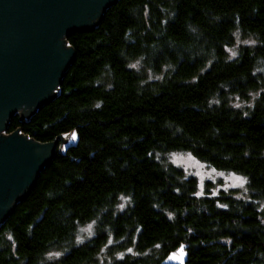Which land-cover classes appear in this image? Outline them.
<instances>
[{"label": "trees", "instance_id": "trees-1", "mask_svg": "<svg viewBox=\"0 0 264 264\" xmlns=\"http://www.w3.org/2000/svg\"><path fill=\"white\" fill-rule=\"evenodd\" d=\"M236 36L255 43L230 57ZM65 42L74 60L53 100L6 133L76 143L0 223V264H99L104 247L110 264H160L181 245L185 264H264V0H119ZM172 151L247 177V199L195 195Z\"/></svg>", "mask_w": 264, "mask_h": 264}, {"label": "water", "instance_id": "water-1", "mask_svg": "<svg viewBox=\"0 0 264 264\" xmlns=\"http://www.w3.org/2000/svg\"><path fill=\"white\" fill-rule=\"evenodd\" d=\"M118 1L0 0V223L33 187L61 140L42 144L20 131L7 134L8 120L28 117L53 100L74 60L65 38L92 31ZM181 246L160 264H185Z\"/></svg>", "mask_w": 264, "mask_h": 264}, {"label": "rangeland", "instance_id": "rangeland-1", "mask_svg": "<svg viewBox=\"0 0 264 264\" xmlns=\"http://www.w3.org/2000/svg\"><path fill=\"white\" fill-rule=\"evenodd\" d=\"M247 44H253V41L249 38L242 39L240 36H236L235 45L232 48L227 49V53L230 57H234L237 54L238 49L241 46H246ZM235 53V55H233ZM135 68H139L140 63L136 61L132 64ZM147 77L152 78L153 74L150 71L146 73ZM21 112V111H19ZM63 141L60 147V151L63 152L66 146L73 145L76 143V136L73 138V134L62 136L57 141L56 146L59 147L60 142ZM53 143V142H52ZM56 149V147H55ZM53 149V152L55 151ZM166 160L173 166L180 168L185 176H193L197 181V192H202L204 195H212L213 192L218 191V195L222 192H230L235 194L237 198H246L247 193V184L244 187L239 185V182L235 179L236 176L244 177L240 174L231 172V171H220L212 168L208 164L195 158L190 152L187 151H172L166 155ZM209 184V185H207ZM202 196V195H201ZM121 205H124L121 209ZM127 205V198L121 196L117 204V212H122ZM97 232V219H94L86 224L78 226L76 232L73 236L74 245L78 246L83 243H86L91 238L95 236ZM112 243V239H109V244ZM107 248L104 247L99 256V264H110L111 260L106 255ZM64 252L61 251H51L47 253L44 257L45 261L53 262L58 260ZM120 255L119 257H121Z\"/></svg>", "mask_w": 264, "mask_h": 264}, {"label": "snow or ice", "instance_id": "snow-or-ice-1", "mask_svg": "<svg viewBox=\"0 0 264 264\" xmlns=\"http://www.w3.org/2000/svg\"><path fill=\"white\" fill-rule=\"evenodd\" d=\"M253 43H255V42L253 41ZM233 55H235V53H233ZM133 67H135V66L133 65ZM98 107H99V105H98ZM237 107H240V105H237ZM245 115H247V113H245ZM73 138H75V134H73ZM235 179L239 182V185L241 187H244L246 184L249 183V180H248L247 177L236 176ZM194 194L197 195V196L203 195L202 192H197V193H194ZM212 195H218V191L217 192H213ZM218 206L219 207H222V208H226L227 207V205H218ZM120 207H121V209H123L124 205H121ZM9 239H12V237H9ZM158 247H159V245H158ZM129 251H131V250H129ZM179 251L181 253H183V246H181V248L179 249ZM171 255L172 256H175V253H173ZM120 258L123 259V256H121Z\"/></svg>", "mask_w": 264, "mask_h": 264}]
</instances>
